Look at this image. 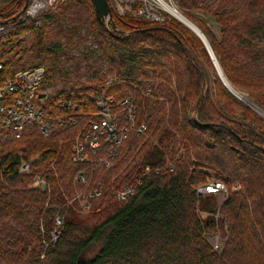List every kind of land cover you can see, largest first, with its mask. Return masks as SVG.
Segmentation results:
<instances>
[{
    "label": "trees",
    "instance_id": "16d2710c",
    "mask_svg": "<svg viewBox=\"0 0 264 264\" xmlns=\"http://www.w3.org/2000/svg\"><path fill=\"white\" fill-rule=\"evenodd\" d=\"M178 2L230 85L264 108V0ZM4 3L15 9L6 16L11 9H0V23L13 21L26 0ZM192 9L209 16L218 36ZM174 20L157 25L112 14L107 27L91 0H63L40 22H13L1 75L44 66L46 118L74 124L0 140V264H264V120L233 96L201 40ZM25 32L28 48L18 40ZM107 76L116 79L105 84ZM90 93L113 97L114 113L132 97L136 124L147 127L128 134L108 170L92 167L90 151L85 162L72 158L75 138L97 110ZM116 124L126 125L122 113ZM21 161L27 174L18 172ZM137 168L149 172L130 197L115 201L113 190L135 182ZM79 172L87 183L75 182ZM37 176L44 187L33 185ZM100 180L102 195L80 214L76 196L87 198ZM214 181L226 188L224 199L203 210L197 189ZM56 216L63 223L53 241ZM217 224L225 228L221 251L208 240Z\"/></svg>",
    "mask_w": 264,
    "mask_h": 264
},
{
    "label": "built area",
    "instance_id": "2783aa9c",
    "mask_svg": "<svg viewBox=\"0 0 264 264\" xmlns=\"http://www.w3.org/2000/svg\"><path fill=\"white\" fill-rule=\"evenodd\" d=\"M63 2V0H26L23 10L14 14L13 21L5 20L0 23V140L17 139L28 128L35 127L40 133L46 135L56 126H69L74 124L69 117H56L47 119L45 116V107L49 103L51 94L49 86H42L45 76V68L42 65H32L29 67L15 70L12 75L4 76L1 72L7 62L2 55L4 44H9L8 35L13 32V22L22 24L24 22L38 21L42 15L51 13ZM110 14L118 18L130 16L135 19L145 20L153 23H164L170 18L175 17L174 12L180 13L176 7L178 0H107ZM15 9V8H14ZM12 10V9H11ZM177 19V18H176ZM107 27H111L113 22H108L105 18ZM24 33L18 36V40L23 39ZM17 42V41H16ZM94 48V47H93ZM116 78L107 76L105 84H110ZM88 97L95 101L97 110L92 114L90 119L84 125L82 131L75 138L72 145V158L76 162H85L87 151L97 154L96 159L92 162V167L97 169L104 166L106 170L113 168L115 161L119 156V150L123 142L127 139L128 134L134 131L136 135L146 132V124H136V107L134 99L130 96L119 103L120 111L114 113L112 108L115 104L113 97H105L102 93L88 94ZM67 107L76 108L77 105L70 103ZM60 107L63 104L60 102ZM260 110H257L259 112ZM122 113L126 125L116 124L117 114ZM105 149V155L100 154ZM29 164L25 161L20 162L19 173L27 174ZM148 168L137 169L132 177L135 182H128L119 189H114L112 197L115 201H124L130 197L142 182V177L147 175ZM159 170L156 171L158 173ZM76 183L85 184L88 176L84 172H79L74 177ZM34 186H43L44 183L37 176L33 180ZM104 184L100 180L97 187L89 193L86 198L84 195H77L80 201L81 210L87 211L90 207L88 199H95L102 195ZM199 193L207 195L216 193H225L226 188L219 181L201 186L197 189ZM71 202H68L70 205ZM63 219L56 216L54 227L51 231V238L55 241L60 235V228ZM214 250L218 249V244H213Z\"/></svg>",
    "mask_w": 264,
    "mask_h": 264
},
{
    "label": "rangeland",
    "instance_id": "374dc122",
    "mask_svg": "<svg viewBox=\"0 0 264 264\" xmlns=\"http://www.w3.org/2000/svg\"><path fill=\"white\" fill-rule=\"evenodd\" d=\"M4 1L5 0H0V9H3L5 6V12H7L8 10H9V8L10 9H12V10H10L8 13H6V14H4V16H6V15H9V14H11V12H13L14 11V8L15 7H13V6H11V5H9L8 6V4L7 3H4ZM18 7V6H17ZM176 7H177V9L180 11V13L184 16V17H186L185 15H184V8H183V6L182 5H179V3L177 4L176 3ZM1 11V10H0ZM52 13V12H51ZM191 13L194 15V16H196V17H198V18H207V20L209 21V25H210V27H211V29H212V31L214 32V34L215 35H217L218 36V26L216 25V24H214L213 22H211V20H210V18H209V16H207L206 14H204V12H202V11H199V10H191ZM44 15H42L41 17H39V19H38V22H40L41 21V18L43 17ZM173 19H175L174 21H176L178 24H182V25H184L182 22H180L178 19H176V18H174V17H172ZM172 18H170V19H172ZM187 18V17H186ZM188 19V18H187ZM188 20H190V19H188ZM73 21H74V19H73ZM169 21V20H168ZM168 21H166V22H168ZM171 21V20H170ZM191 21V20H190ZM192 22V21H191ZM194 25H196L197 26V24H195L194 22H192ZM155 24H157V25H161L160 23H155ZM163 24V23H162ZM186 26V25H185ZM187 27V26H186ZM198 27V26H197ZM85 28V27H84ZM199 28V27H198ZM200 29V28H199ZM191 30V29H190ZM201 30V29H200ZM192 31V30H191ZM193 32V31H192ZM194 33V32H193ZM195 34V33H194ZM196 35V34H195ZM197 36V35H196ZM31 36L29 35V34H27L26 32L24 33V36L22 37L23 38V47H25V48H28V46L27 45H30V43H31V38H30ZM198 37V36H197ZM199 38V37H198ZM200 39V38H199ZM202 42V41H201ZM204 45V44H203ZM205 47V46H204ZM207 51V50H206ZM17 52H18V50H17ZM208 53V52H207ZM209 55V54H208ZM215 55V54H214ZM210 57V56H209ZM211 59V58H210ZM24 60L25 61H28L29 60V57H25L24 58ZM211 62H212V60H211ZM29 64V63H28ZM33 64L35 65V63L33 62ZM213 64V63H212ZM214 66V65H213ZM221 68V67H220ZM80 69H83V66H81V68ZM214 69H215V67H214ZM222 70V69H221ZM215 71H216V69H215ZM96 73V72H95ZM216 73H217V71H216ZM92 74V73H91ZM219 77V76H218ZM221 80V79H220ZM59 87V86H58ZM236 90V89H235ZM239 92V91H238ZM242 93V92H241ZM243 94V96H244V98H245V100H242V99H239L238 97H236V99L237 100H240V101H242L244 104H246L253 112H255L258 116L260 115V117L264 120V108L263 107H259V106H257L256 104H254V103H252V102H250L248 99H249V97H248V95L246 94V93H242ZM234 96V95H233ZM257 110H260L259 112H260V114L257 112ZM196 117V113L194 114V118ZM138 169V168H137ZM136 169V170H137ZM135 170V171H136ZM122 187V186H121ZM239 187V186H238ZM120 187H117V188H115V189H119ZM238 189V188H237ZM226 193V192H225ZM225 193H216V194H211V195H206V194H201V196H200V205H201V209H203V210H205V206H207L208 204H211L212 202H214V201H216L218 204H220V203H222V201H223V199H224V195H225ZM81 207V206H80ZM90 208V207H89ZM80 209V208H79ZM89 210V209H88ZM88 210L87 211H84V210H79V212H80V214H86L87 212H88ZM206 216V215H205ZM216 219H218V215L217 214H215V216H214ZM224 230H225V228L223 229V227L221 226V225H219V224H217L216 225V229L215 230H213V232H212V235H211V238H209L208 240L210 241V243L213 245L214 243H217L218 244V249H217V251H221L222 250V248H223V241H224Z\"/></svg>",
    "mask_w": 264,
    "mask_h": 264
},
{
    "label": "water",
    "instance_id": "95a60500",
    "mask_svg": "<svg viewBox=\"0 0 264 264\" xmlns=\"http://www.w3.org/2000/svg\"><path fill=\"white\" fill-rule=\"evenodd\" d=\"M92 5H93V9H94V13H95V17L97 18L98 21L100 22H105V18H108V22H111V14H110V8L108 5L107 0H91ZM181 16H183L181 14ZM183 20L178 19L180 22H182L184 25H186L189 29H191L202 41V43L205 46V49L207 50L212 63L217 71V74L219 76V78L221 79V81L223 82V84L225 85V87L236 97H238L239 99H241L237 94H236V90L230 85V83L228 82V80L226 79L224 73L222 72L220 65L214 55V52L212 51V48L209 45V42L207 40V38L205 37V35L203 34V32L196 26L194 25L190 20H187L186 17H182Z\"/></svg>",
    "mask_w": 264,
    "mask_h": 264
},
{
    "label": "bare ground",
    "instance_id": "6f19581e",
    "mask_svg": "<svg viewBox=\"0 0 264 264\" xmlns=\"http://www.w3.org/2000/svg\"><path fill=\"white\" fill-rule=\"evenodd\" d=\"M174 14H175V17H176L177 19L183 20V19H182L183 16H181V14L176 13V12H174ZM187 20H188V19H187ZM235 92H236V94H237L242 100L245 99L244 96H243V94H242L241 92H238V91H235Z\"/></svg>",
    "mask_w": 264,
    "mask_h": 264
}]
</instances>
